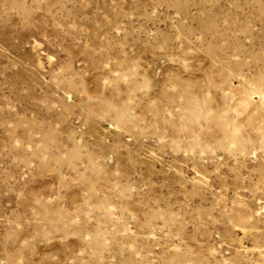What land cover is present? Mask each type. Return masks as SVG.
<instances>
[{"label": "rangeland", "instance_id": "obj_1", "mask_svg": "<svg viewBox=\"0 0 264 264\" xmlns=\"http://www.w3.org/2000/svg\"><path fill=\"white\" fill-rule=\"evenodd\" d=\"M263 92L264 0H0V264H264Z\"/></svg>", "mask_w": 264, "mask_h": 264}, {"label": "bare ground", "instance_id": "obj_2", "mask_svg": "<svg viewBox=\"0 0 264 264\" xmlns=\"http://www.w3.org/2000/svg\"><path fill=\"white\" fill-rule=\"evenodd\" d=\"M259 100L261 103L264 104V92L263 93H260V96H259ZM254 100L252 99L251 97V94L250 93H247V95L245 96V106L246 108H248V110H250L251 112H256L258 109L254 102ZM183 109V107H182Z\"/></svg>", "mask_w": 264, "mask_h": 264}]
</instances>
